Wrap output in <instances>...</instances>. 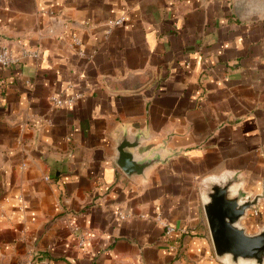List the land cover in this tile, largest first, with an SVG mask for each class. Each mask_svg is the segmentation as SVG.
I'll use <instances>...</instances> for the list:
<instances>
[{"label":"crops","instance_id":"1","mask_svg":"<svg viewBox=\"0 0 264 264\" xmlns=\"http://www.w3.org/2000/svg\"><path fill=\"white\" fill-rule=\"evenodd\" d=\"M0 41L40 53L0 66V264H223L200 197L223 173L264 226V0H0ZM136 133L168 159L128 176Z\"/></svg>","mask_w":264,"mask_h":264},{"label":"water","instance_id":"2","mask_svg":"<svg viewBox=\"0 0 264 264\" xmlns=\"http://www.w3.org/2000/svg\"><path fill=\"white\" fill-rule=\"evenodd\" d=\"M141 136L136 133L118 141L116 163L128 176L143 175L148 167L168 159L156 150L136 157ZM237 184V175L229 173L207 176L201 183V203L214 256L223 264H264V226L250 233L242 223L263 195L249 197Z\"/></svg>","mask_w":264,"mask_h":264},{"label":"built area","instance_id":"3","mask_svg":"<svg viewBox=\"0 0 264 264\" xmlns=\"http://www.w3.org/2000/svg\"><path fill=\"white\" fill-rule=\"evenodd\" d=\"M124 19L119 17L113 21L109 22L110 27H114L117 25H121ZM81 40L77 37L72 38V45L77 47V52L81 54L80 50ZM40 55L39 50L37 48H33L30 46L22 45L18 50L13 49L9 43H2L0 41V66L1 67H12L19 64L25 58H38ZM76 95H65V96H51L50 99L54 106H71L74 104L76 100ZM47 179V177H45ZM257 208H252L251 214L257 215ZM125 215H120V217H124ZM163 227L165 230V234L167 236H171L175 233H183L185 232V228L183 227H175L167 223H163ZM72 231L75 233L77 237V245L83 246L85 241L91 237L92 232L87 229H80L78 226H72ZM43 264H48L43 262Z\"/></svg>","mask_w":264,"mask_h":264}]
</instances>
